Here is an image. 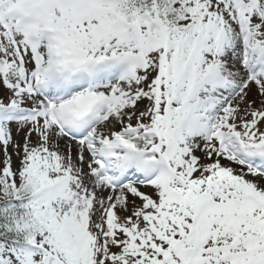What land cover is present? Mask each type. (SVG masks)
<instances>
[{
    "label": "snow or ice",
    "instance_id": "1",
    "mask_svg": "<svg viewBox=\"0 0 264 264\" xmlns=\"http://www.w3.org/2000/svg\"><path fill=\"white\" fill-rule=\"evenodd\" d=\"M0 264H264V0H0Z\"/></svg>",
    "mask_w": 264,
    "mask_h": 264
}]
</instances>
